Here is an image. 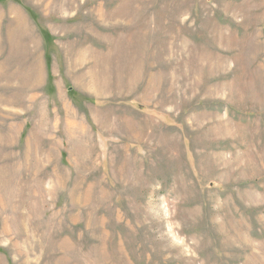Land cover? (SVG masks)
Masks as SVG:
<instances>
[{"label":"rangeland","instance_id":"1","mask_svg":"<svg viewBox=\"0 0 264 264\" xmlns=\"http://www.w3.org/2000/svg\"><path fill=\"white\" fill-rule=\"evenodd\" d=\"M0 264H264V0H0Z\"/></svg>","mask_w":264,"mask_h":264},{"label":"crops","instance_id":"2","mask_svg":"<svg viewBox=\"0 0 264 264\" xmlns=\"http://www.w3.org/2000/svg\"><path fill=\"white\" fill-rule=\"evenodd\" d=\"M44 69H45V75L47 76L48 69L47 67H45Z\"/></svg>","mask_w":264,"mask_h":264}]
</instances>
